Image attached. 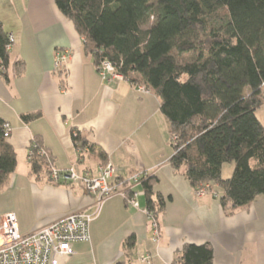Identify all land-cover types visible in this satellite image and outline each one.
<instances>
[{
    "label": "crops",
    "instance_id": "0c3cea01",
    "mask_svg": "<svg viewBox=\"0 0 264 264\" xmlns=\"http://www.w3.org/2000/svg\"><path fill=\"white\" fill-rule=\"evenodd\" d=\"M0 23L15 39L12 63H24L21 74L10 66L8 78L0 75V120L10 125L7 141L18 155L17 170L0 192V217L16 213L20 232L27 235L92 209L93 197L81 184L55 185L45 174L31 173L36 138L61 170L96 174L113 163L112 182L125 194L105 201L91 224L90 241L75 244L74 254L57 264H142V257L148 258L144 264H172L186 244H210L213 264H264V196L231 216L222 208L218 187L198 196V188L171 165V125L157 94L126 80L104 81L55 0H0ZM58 51L71 55L63 71L54 68ZM74 131L91 150L80 153ZM224 171H234V164L224 165L223 176ZM135 175L157 179L154 193L165 203L156 217L148 214L141 184L130 182ZM131 189L133 195L127 193ZM135 193L137 207L128 201Z\"/></svg>",
    "mask_w": 264,
    "mask_h": 264
},
{
    "label": "trees",
    "instance_id": "16d2710c",
    "mask_svg": "<svg viewBox=\"0 0 264 264\" xmlns=\"http://www.w3.org/2000/svg\"><path fill=\"white\" fill-rule=\"evenodd\" d=\"M55 3L74 23L96 66L109 62L134 87L155 91L171 125V165L193 188L218 187L227 216L264 196V118L257 117L264 105V0ZM10 36L0 23V75L5 78L10 66L16 75L24 69L22 61L12 63ZM73 141L78 149H92L78 131ZM41 150L35 138L30 171L50 180L53 159ZM226 164H234L228 178ZM17 167V152L0 120V192ZM156 182L153 176L141 179L147 209L155 217L165 203L154 193ZM127 193L133 195L132 189ZM213 261L210 244H186L172 264Z\"/></svg>",
    "mask_w": 264,
    "mask_h": 264
},
{
    "label": "built area",
    "instance_id": "2783aa9c",
    "mask_svg": "<svg viewBox=\"0 0 264 264\" xmlns=\"http://www.w3.org/2000/svg\"><path fill=\"white\" fill-rule=\"evenodd\" d=\"M9 42L8 48H11L15 42L12 35ZM70 56L69 51H58L54 63L55 70L63 71ZM97 70L104 81L126 80L116 72L115 67L109 62L98 64ZM140 89L146 93L156 94L153 90ZM10 136V125L5 123V138L9 139ZM80 153L82 152L80 151ZM40 154L46 155V152L41 150ZM115 171L114 164L111 162L101 165L96 174L90 170L79 173L74 167L61 170L53 165L50 181L55 185L81 184L86 192L93 197L92 209L71 213L27 235L20 232L16 213L9 212L2 215L0 217V264H57L59 258L73 255L75 244L90 241L91 224L99 217L105 201L116 195H125L119 191L117 184L112 182ZM141 179V175H135L130 182L141 184ZM209 190L210 185H202L198 187L196 194L202 196ZM137 195L135 193L128 199L129 203L136 207L138 206ZM148 214L152 215L150 211ZM154 228H158L155 220ZM156 235H158L157 232ZM147 262V257L141 258L142 264Z\"/></svg>",
    "mask_w": 264,
    "mask_h": 264
},
{
    "label": "rangeland",
    "instance_id": "374dc122",
    "mask_svg": "<svg viewBox=\"0 0 264 264\" xmlns=\"http://www.w3.org/2000/svg\"><path fill=\"white\" fill-rule=\"evenodd\" d=\"M257 117H259L261 120H263V118H264V106H262L261 108H259L258 110H257ZM228 165L229 164H226L225 165V167H228ZM227 174V175H226ZM231 174H233V171H231V173H226V171H224V176L226 177V176H228V175H230L231 176ZM229 176V177H230ZM227 178V177H226Z\"/></svg>",
    "mask_w": 264,
    "mask_h": 264
}]
</instances>
